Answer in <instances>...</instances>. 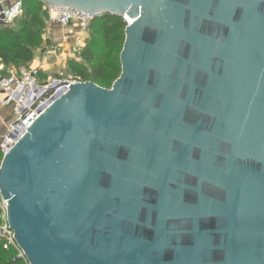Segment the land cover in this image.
Instances as JSON below:
<instances>
[{
  "label": "water",
  "instance_id": "obj_1",
  "mask_svg": "<svg viewBox=\"0 0 264 264\" xmlns=\"http://www.w3.org/2000/svg\"><path fill=\"white\" fill-rule=\"evenodd\" d=\"M130 21L4 155L28 264H264V0H36Z\"/></svg>",
  "mask_w": 264,
  "mask_h": 264
},
{
  "label": "built area",
  "instance_id": "obj_2",
  "mask_svg": "<svg viewBox=\"0 0 264 264\" xmlns=\"http://www.w3.org/2000/svg\"><path fill=\"white\" fill-rule=\"evenodd\" d=\"M48 15V25H59L67 28L70 24H76L80 32H88L90 25L100 16L86 14L75 9L66 7H51L44 5ZM23 15L22 0H16L7 12L0 14V24L12 25ZM127 24H130L125 19ZM83 49L78 47L79 55ZM82 83L76 78L52 79L42 83L38 69L21 68L10 70L7 76H0V90L5 95L2 107L12 106L14 110V121L8 126L7 131L0 139V153L4 155L12 148L18 140L23 137L32 124L40 117L45 107L50 105L56 98L66 92L73 84ZM0 203L3 209L0 237L7 241V246H13L24 258L22 251L18 248L14 234L7 221V203Z\"/></svg>",
  "mask_w": 264,
  "mask_h": 264
},
{
  "label": "trees",
  "instance_id": "obj_3",
  "mask_svg": "<svg viewBox=\"0 0 264 264\" xmlns=\"http://www.w3.org/2000/svg\"><path fill=\"white\" fill-rule=\"evenodd\" d=\"M22 3L23 15L14 23L16 26L0 24V63L7 68L18 69L31 64L35 50L43 43L42 34L48 19L44 4L36 0H22ZM126 27L127 24L121 17L107 14L99 16L88 30L89 39L81 53L82 60L93 63L96 60L97 46L99 48L104 46L105 50L109 51V47L113 44L125 42ZM104 62L99 63L98 70L93 71L92 75L87 74L81 63L71 62L69 69L76 79L83 83L92 82L102 88L110 89L113 82L120 77V71L116 65L110 70L114 76L112 74L108 76ZM1 215L0 209V227ZM5 246L7 241L0 237V264H28L25 258H19L13 246L8 248Z\"/></svg>",
  "mask_w": 264,
  "mask_h": 264
},
{
  "label": "crops",
  "instance_id": "obj_4",
  "mask_svg": "<svg viewBox=\"0 0 264 264\" xmlns=\"http://www.w3.org/2000/svg\"><path fill=\"white\" fill-rule=\"evenodd\" d=\"M16 0H0V14L7 12ZM46 26L42 34L43 43L34 52V60L28 66L21 68L38 69L42 83H47L52 79H64L63 71L70 70V63H80L78 47L84 49L89 34L80 32L76 24H70L67 28L59 25ZM14 24V23H13ZM12 24V25H13ZM13 26H16L14 24ZM81 55V54H80ZM0 63V76H7L10 70ZM5 100L4 93L0 90V139L7 131L8 126L14 121V110L12 106L2 107L1 103Z\"/></svg>",
  "mask_w": 264,
  "mask_h": 264
},
{
  "label": "rangeland",
  "instance_id": "obj_5",
  "mask_svg": "<svg viewBox=\"0 0 264 264\" xmlns=\"http://www.w3.org/2000/svg\"><path fill=\"white\" fill-rule=\"evenodd\" d=\"M95 40H97V37H95ZM123 46H124V41L118 42L117 44H113L112 46L109 47V51L105 50L106 48L104 46H101L100 48L97 46L96 47V54H95L96 60L93 63L84 62V60H82V58H81V55H79V59L81 58V61H80V63L82 64L81 66H83L82 68L86 70L87 74L92 75L93 71L98 70L97 66H99V63L102 61L104 62V60L106 59L104 63H105V67H107V69H106L107 75L108 76H111V74L113 75V72L110 70L113 69V67L117 65V67L119 68V71H120V73H119V76H120V74H121L120 55H121V52L123 50ZM61 75L65 76V78H76L70 70H68V72L63 71V74H61ZM98 83H99V81H98ZM111 88H112V86H111ZM2 160H3V155H0V165L2 163ZM0 209L2 212V215H1V218H2L3 214H4L3 209L5 210V207L3 205H1V203H0ZM18 255H20V254L18 253Z\"/></svg>",
  "mask_w": 264,
  "mask_h": 264
},
{
  "label": "bare ground",
  "instance_id": "obj_6",
  "mask_svg": "<svg viewBox=\"0 0 264 264\" xmlns=\"http://www.w3.org/2000/svg\"><path fill=\"white\" fill-rule=\"evenodd\" d=\"M130 22V21H129Z\"/></svg>",
  "mask_w": 264,
  "mask_h": 264
}]
</instances>
